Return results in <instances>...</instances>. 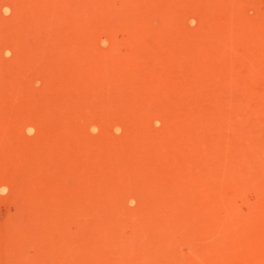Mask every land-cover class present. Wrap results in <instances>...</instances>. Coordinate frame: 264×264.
<instances>
[{
  "label": "rangeland",
  "instance_id": "374dc122",
  "mask_svg": "<svg viewBox=\"0 0 264 264\" xmlns=\"http://www.w3.org/2000/svg\"><path fill=\"white\" fill-rule=\"evenodd\" d=\"M0 264H264V0H0Z\"/></svg>",
  "mask_w": 264,
  "mask_h": 264
},
{
  "label": "bare ground",
  "instance_id": "6f19581e",
  "mask_svg": "<svg viewBox=\"0 0 264 264\" xmlns=\"http://www.w3.org/2000/svg\"><path fill=\"white\" fill-rule=\"evenodd\" d=\"M212 7V6H211ZM228 28V27H227ZM23 31V30H22ZM21 32V31H20ZM24 50V49H23ZM31 53V52H30ZM25 57V56H24ZM27 60V58H25ZM17 62V61H16ZM25 62V61H24ZM10 64V63H8ZM11 65V64H10ZM212 67V66H211ZM260 68V67H259ZM207 74V73H206ZM254 76V75H253ZM233 77V76H232ZM205 79V78H204ZM27 96V95H26ZM229 251V250H228Z\"/></svg>",
  "mask_w": 264,
  "mask_h": 264
}]
</instances>
